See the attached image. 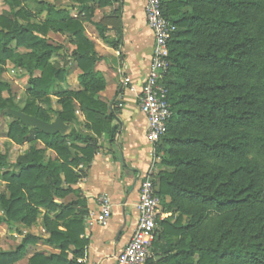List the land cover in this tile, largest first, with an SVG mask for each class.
<instances>
[{"label": "trees", "instance_id": "16d2710c", "mask_svg": "<svg viewBox=\"0 0 264 264\" xmlns=\"http://www.w3.org/2000/svg\"><path fill=\"white\" fill-rule=\"evenodd\" d=\"M1 1L7 9L0 13V114L20 109L45 122L59 115L68 130L46 135L13 119L8 124L7 137L30 146L12 164L0 151L7 192H0V221L30 227L40 220L47 237L24 235L14 250H0V264L17 263L40 241L58 252H34L28 264H82L86 203L70 185L94 155L92 136L113 143L119 131L114 110L99 99L106 83L83 22L106 41L94 10L120 0H69L76 17L44 5L42 22H31L20 0ZM161 10L175 27L163 76L172 116L154 147L168 171L153 184L163 210L176 217L156 220L146 264H264V0H161ZM50 32L74 46L67 57L79 70V88L60 91L56 110L37 103L49 104L66 74L52 61L65 52L50 43ZM8 63L27 79L23 105L1 79ZM76 111L83 132L74 128Z\"/></svg>", "mask_w": 264, "mask_h": 264}, {"label": "crops", "instance_id": "0c3cea01", "mask_svg": "<svg viewBox=\"0 0 264 264\" xmlns=\"http://www.w3.org/2000/svg\"><path fill=\"white\" fill-rule=\"evenodd\" d=\"M59 2L60 0L54 1L55 7L65 8L70 16H77V11L69 0H66V6H60ZM92 20L103 23L107 39L102 40L93 25L83 22L85 34L94 43L98 54L99 62L96 70L102 74L106 83L105 89L99 93V99L114 110V123L119 125V131L113 143L109 142L107 136H92L96 143L94 155L89 163L81 164L75 170V172L80 171L81 176L77 183L70 187L78 189L86 203L83 237L87 244L83 257L78 259V262L116 264V256L123 251L136 226L135 205L142 178L148 176L156 182L158 173L168 169L161 164V155H157L152 144L146 140L147 122L138 109L137 96L151 62L153 42L145 22L143 1L120 0L119 3L111 6L95 8ZM52 34L66 39L65 35ZM111 43H115L116 46L113 47ZM72 47L74 49V46ZM75 73L77 80L79 74L77 67ZM124 78L130 80L134 92L122 88ZM117 102H120L121 107H118ZM80 119L83 120V117ZM28 144H23L24 148L19 155L26 153ZM36 145L38 148L43 147L41 142ZM47 155L53 156V153L47 151ZM15 160L10 162L8 159L11 164ZM103 195L112 205V216L105 227L98 226L94 222L95 214L99 210L98 199ZM71 199L73 197L68 196L64 202ZM157 199L159 201L157 219H175V215L163 210L159 198ZM165 201H168V197ZM38 223L41 225L38 220L30 227L21 224L16 226L32 229ZM40 229L45 232L42 225ZM27 234L39 236L32 232ZM154 237L155 233L153 240ZM42 243L40 241L37 244H41L43 250L35 252L45 254L58 252L57 249ZM35 246H29L25 256L18 262L28 264V259L33 254L29 255L28 249Z\"/></svg>", "mask_w": 264, "mask_h": 264}, {"label": "built area", "instance_id": "2783aa9c", "mask_svg": "<svg viewBox=\"0 0 264 264\" xmlns=\"http://www.w3.org/2000/svg\"><path fill=\"white\" fill-rule=\"evenodd\" d=\"M142 1L146 26L153 42L151 62L141 83L137 102L139 112L147 122L145 138L155 147L165 135L172 116L163 76L168 67V42L175 27L163 16L161 0ZM122 88L134 92V87L128 78L122 80ZM118 107H121V104ZM98 204L99 210L95 214L94 222L98 226L105 227L112 216V205L104 195L99 197ZM135 207L136 226L125 248L116 256V264H146L152 256L151 246L158 218L159 201L155 196L153 180L148 176H144L140 182Z\"/></svg>", "mask_w": 264, "mask_h": 264}, {"label": "rangeland", "instance_id": "374dc122", "mask_svg": "<svg viewBox=\"0 0 264 264\" xmlns=\"http://www.w3.org/2000/svg\"><path fill=\"white\" fill-rule=\"evenodd\" d=\"M22 6L30 13L32 14L31 22H42L46 19V11L43 8L44 5H54L53 0H20ZM60 6H66V0H60L59 2ZM42 8V9H41ZM7 8L4 6L2 1L0 0V13H2ZM43 10L44 12H42ZM42 12V13H41ZM48 40L50 43L54 45H62L63 51L65 52V57L63 60H60V58L53 57L52 61L59 62L60 66L64 67L66 69V74L64 77V80L60 83H57L54 89L49 94L50 103L47 104L43 101H37L38 105L45 109H52L56 110L59 109L58 104V93L63 90H77L78 84L76 80V67L75 63L67 57L71 50H73L72 45L68 44L67 39H64L60 35L48 33L47 35ZM63 52V53H64ZM23 73L16 70L11 64H6L3 68V73L1 76V79L5 82H7L11 87V92L14 97V101L19 104L23 105L25 100L28 98L26 94L27 89V79L25 77H21ZM76 115L78 117V120L82 118L81 112L76 111ZM52 116V115H51ZM12 121V118L0 114V151L2 153L7 154V158L10 162L14 161L15 158L22 152V149L24 148L23 144L28 143L24 142L22 144H12L10 139L7 137L8 133V124ZM80 125H75L74 128L76 131H84L83 125L81 123L83 120H79ZM30 146V143L27 145ZM25 148H27L25 146ZM51 155V153H48ZM10 170V169H9ZM6 183L0 178V192H4V194H7L5 189ZM4 214L2 210L0 209V218H3ZM40 223L33 227L32 229H25L19 226H16V224H6L5 222L0 221V250L4 251H12L14 250L21 242L22 236L26 235L29 232L38 234L41 238H46L47 234L45 232H42L40 229ZM43 244V243H42ZM43 246L41 244H37L35 247H30L28 249L29 255L34 253L38 250H43ZM49 253L50 251H46ZM16 264H25L22 261L17 262Z\"/></svg>", "mask_w": 264, "mask_h": 264}, {"label": "water", "instance_id": "95a60500", "mask_svg": "<svg viewBox=\"0 0 264 264\" xmlns=\"http://www.w3.org/2000/svg\"><path fill=\"white\" fill-rule=\"evenodd\" d=\"M4 113L13 120L19 121L24 126L40 131L46 135H63L68 130V126L61 120L59 115H56L52 121L45 122L34 116L24 113L20 109L8 108L4 110Z\"/></svg>", "mask_w": 264, "mask_h": 264}]
</instances>
